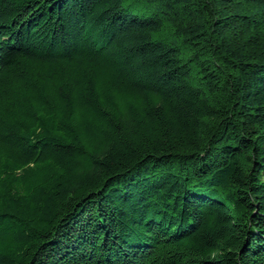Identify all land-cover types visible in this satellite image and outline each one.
<instances>
[{"label": "trees", "instance_id": "1", "mask_svg": "<svg viewBox=\"0 0 264 264\" xmlns=\"http://www.w3.org/2000/svg\"><path fill=\"white\" fill-rule=\"evenodd\" d=\"M0 264H264V0H0Z\"/></svg>", "mask_w": 264, "mask_h": 264}]
</instances>
